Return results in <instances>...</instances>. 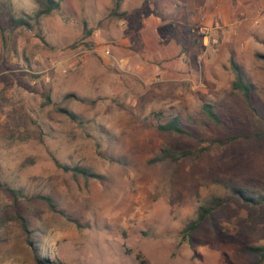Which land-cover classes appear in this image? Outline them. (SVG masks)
<instances>
[{"label":"rangeland","instance_id":"1","mask_svg":"<svg viewBox=\"0 0 264 264\" xmlns=\"http://www.w3.org/2000/svg\"><path fill=\"white\" fill-rule=\"evenodd\" d=\"M37 9L0 0V264H38L33 248L48 264H255L264 207L232 198L182 230L228 186L264 194V138L246 139L255 114L229 94L235 64L264 118V0H123L116 14L114 0H62L38 21ZM175 117L192 136L157 128Z\"/></svg>","mask_w":264,"mask_h":264},{"label":"trees","instance_id":"2","mask_svg":"<svg viewBox=\"0 0 264 264\" xmlns=\"http://www.w3.org/2000/svg\"><path fill=\"white\" fill-rule=\"evenodd\" d=\"M35 1L38 5V9L34 13L33 18L38 21L40 18L44 16H48L54 11L60 10L62 0H35ZM122 1L123 0H114V7H115L114 9L115 11L113 12L114 14H116V11L119 9ZM13 22L17 26L25 27L27 29L30 28L29 22L23 18L16 20L14 19ZM87 34H89V32ZM258 57L264 60V56H258ZM232 70L234 73V80L231 83L229 94L240 96L243 99L247 108H249L255 114L254 119L252 121L255 135L254 137L247 136L246 139L249 141H254V140L256 141L257 139L264 138V118L258 116L254 111V107L252 106L255 85H253L247 79V77L245 76L243 71L239 68V66L233 64ZM201 109L205 114L206 118L210 122L216 125L221 124V119L219 117L217 106L215 104H203ZM67 115L72 120L75 119L74 115L71 114H67ZM157 128L162 132H169L174 135L192 136L191 133H189L186 129L182 127L181 120L177 117L170 119L166 123L159 124ZM219 144L220 143H218V145ZM209 150H210V146H206L196 150H191V149L175 150L166 147L160 152L156 161L169 159L173 162H176L183 158H189V157L198 158L203 151L207 152ZM55 164L59 168H62L66 171H70L74 177L80 176L87 181L91 179L100 178L95 173H92L88 169L82 167L77 166V167L69 168V167H62L57 162ZM227 189L230 195L222 196V197H216V196L210 197L202 206L198 208L195 219L187 223L186 226L183 228L182 233L184 235H189L192 231L197 229V227L202 222H204L207 218L211 217L212 213L215 210L227 204L232 198H238L241 202L252 206L264 207V194H260L257 196H250L246 193L245 189L235 186H228ZM8 191L10 192L16 203L19 200L25 199V195L21 190L9 189ZM36 199L41 202L43 201L49 210L53 212H58L55 208V205L53 204L52 199L49 196L38 195L36 196ZM19 219L21 220L22 228L24 229L25 232H27L24 219L22 217H19ZM28 244L32 246V242L29 239H28ZM249 250L257 256V262L255 264L264 263V246L249 247ZM33 252H34V260L36 261V263L48 264V260L39 259V257L35 253L34 248H33Z\"/></svg>","mask_w":264,"mask_h":264},{"label":"built area","instance_id":"3","mask_svg":"<svg viewBox=\"0 0 264 264\" xmlns=\"http://www.w3.org/2000/svg\"><path fill=\"white\" fill-rule=\"evenodd\" d=\"M203 31H204V33L206 34L205 37H204V40L209 41L210 36H209L208 30H207L206 28H203ZM212 42L215 43L216 41H215V40H212ZM103 54H104L105 56H109V55H110V48H108V47L105 48V49L103 50Z\"/></svg>","mask_w":264,"mask_h":264},{"label":"crops","instance_id":"4","mask_svg":"<svg viewBox=\"0 0 264 264\" xmlns=\"http://www.w3.org/2000/svg\"><path fill=\"white\" fill-rule=\"evenodd\" d=\"M148 20H151L150 18H148ZM146 21V20H145ZM146 24V23H145ZM146 26V25H145Z\"/></svg>","mask_w":264,"mask_h":264}]
</instances>
